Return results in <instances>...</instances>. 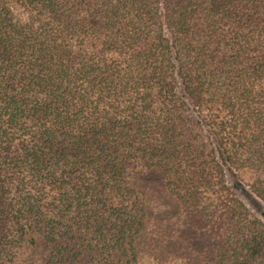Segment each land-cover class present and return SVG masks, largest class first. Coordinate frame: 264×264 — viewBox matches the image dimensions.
Wrapping results in <instances>:
<instances>
[{"label": "trees", "instance_id": "16d2710c", "mask_svg": "<svg viewBox=\"0 0 264 264\" xmlns=\"http://www.w3.org/2000/svg\"><path fill=\"white\" fill-rule=\"evenodd\" d=\"M223 161L264 203V0H0V264H264Z\"/></svg>", "mask_w": 264, "mask_h": 264}, {"label": "rangeland", "instance_id": "374dc122", "mask_svg": "<svg viewBox=\"0 0 264 264\" xmlns=\"http://www.w3.org/2000/svg\"><path fill=\"white\" fill-rule=\"evenodd\" d=\"M227 172L228 183L232 186L233 190L254 212L262 215L264 210V203L256 197L249 189L248 186L239 185L236 172L223 161ZM145 186L150 193V204L155 207L158 212H171L174 210L172 206H168L172 203V198L164 193V187L159 179L149 178L145 180Z\"/></svg>", "mask_w": 264, "mask_h": 264}]
</instances>
